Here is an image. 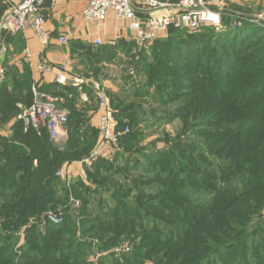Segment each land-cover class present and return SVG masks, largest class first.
<instances>
[{
  "label": "trees",
  "instance_id": "obj_1",
  "mask_svg": "<svg viewBox=\"0 0 264 264\" xmlns=\"http://www.w3.org/2000/svg\"><path fill=\"white\" fill-rule=\"evenodd\" d=\"M5 9L0 0V19ZM226 13L228 27L220 34L209 27L171 28L152 42L150 56L140 49L139 59L132 57L138 78L129 75L124 84L131 87L107 94L119 150L86 169L91 185L78 176L68 188L56 177L96 146L98 127L88 125L87 115H99L100 108L91 85H37L63 98L70 111L62 149L47 130L26 129L20 119L34 103L30 67L5 68L0 264H91L83 259L84 246L96 242L109 253L98 264H264V216L253 221L264 208V30L247 22L232 26ZM129 43L95 47L76 39L68 46L86 69L114 62L122 52L129 56L137 46ZM98 71L85 75L96 79ZM83 93L93 107H84ZM145 103L160 107L149 108L155 123H181L175 137L165 135L164 147H141ZM71 197L81 203L76 218ZM57 210L63 216L54 223L47 216ZM131 237L134 251L114 259L112 248Z\"/></svg>",
  "mask_w": 264,
  "mask_h": 264
},
{
  "label": "built area",
  "instance_id": "obj_2",
  "mask_svg": "<svg viewBox=\"0 0 264 264\" xmlns=\"http://www.w3.org/2000/svg\"><path fill=\"white\" fill-rule=\"evenodd\" d=\"M9 9L0 19V53L5 51L3 39L6 34H16L31 28L43 46L50 43V33L45 28V10L47 6L54 10L58 0H4ZM224 0H178L175 4H164L158 0H88L83 11L84 20L91 23H104L109 13H114L117 19L129 23V29L134 39L141 43L151 44L157 38L166 34L169 29L199 32L209 27L218 32L223 29ZM264 20L262 17L259 21ZM62 45H68L67 37L60 39ZM95 47L103 45L99 38L94 39ZM111 45H114L111 44ZM24 58H31L29 50H25ZM29 62V61H28ZM29 64V63H28ZM31 68V67H30ZM36 75L46 76L53 69L46 63H39L30 69ZM4 78V71H2ZM54 83L67 88L82 89L91 85L98 106L101 109L98 131L99 138L90 155L80 161L66 163L58 177L66 187L78 176L87 179L86 169L93 166L101 158H113L118 152V138L116 120L111 109L110 99L105 88L92 79L73 74L68 66L61 65L56 68ZM34 103L20 116L25 128H32L38 133L47 130L55 143H60L67 137L66 125L69 119L68 111L62 107L63 98H55L43 94L37 87L34 78L32 86ZM88 101L86 95H82ZM129 131L125 129V133Z\"/></svg>",
  "mask_w": 264,
  "mask_h": 264
},
{
  "label": "crops",
  "instance_id": "obj_3",
  "mask_svg": "<svg viewBox=\"0 0 264 264\" xmlns=\"http://www.w3.org/2000/svg\"><path fill=\"white\" fill-rule=\"evenodd\" d=\"M164 4H175L178 0H158ZM229 4V0H224V5ZM3 15L8 11L9 5ZM88 4V0H58V5L54 10L47 6L45 10V28L50 33V43L43 46L31 28L16 34H6L3 39L5 51L0 53V81L3 79L2 71L9 66H16L22 70L25 63L34 69L39 63L46 62L52 67V71L46 76L34 74L38 86H59L54 83L56 68L61 65L68 66L73 74H78L76 63L72 62V55L68 45H62L60 39L67 37L71 40H81L91 42L94 46V39H101L103 45H111L119 40L129 42L133 33L129 29V23L119 20L114 13H109L108 19L104 23H91L84 20L83 11ZM20 37V38H18ZM21 41L20 44H17ZM29 50L32 55L30 60L24 58V51ZM29 63V64H28ZM30 68V69H31ZM83 97V96H82ZM90 102L89 97L88 101ZM98 118V116H97Z\"/></svg>",
  "mask_w": 264,
  "mask_h": 264
},
{
  "label": "rangeland",
  "instance_id": "obj_4",
  "mask_svg": "<svg viewBox=\"0 0 264 264\" xmlns=\"http://www.w3.org/2000/svg\"><path fill=\"white\" fill-rule=\"evenodd\" d=\"M4 3H6V2L4 1ZM223 9H224L225 13L228 11L229 16L231 17V20H230L229 19L230 17L228 16L229 17L227 19L228 24H230L232 26H236V25H241L243 22H247L249 24H252V25L257 26V27L264 30V20L259 21V19L261 17H262V19H264V0H229V4L226 5V2H225ZM228 14L226 13L225 15L227 16ZM225 23L226 22L223 21V29H221L218 32L215 31L216 34H220L226 30V28L228 26ZM71 41H73V40H71ZM133 41H135L137 46L134 47L133 51L129 54V56L124 54V52H122L119 54L118 60L111 62V63H107L103 66H92V67H88L85 69L84 66L82 67V65L80 64V62L78 60L80 54L72 55V62L76 63V65H78V66H76L77 67L76 70L78 72H80V74L77 72L78 74H76V75H78L80 77L84 76L83 78L92 79V77L87 76L85 74L91 75L92 73H94V71H96L98 69L99 71L97 73H99V75L97 76L96 79H92V80L98 81L105 88V91L107 94H108V92H112L111 94L119 93V92L125 90V88L127 89V88L131 87L132 84L127 85V86H126V84H124L125 83L124 79H126V77H128L129 75H131V76L134 75L135 77L138 78V74L133 67L134 60H132V57H136V59L138 60L140 49H144L147 52L148 56H150V53H151L150 47L152 46V43L151 44L141 43L134 38H132L129 42L132 44ZM81 42H84V41H81ZM120 42H122V40H119L117 43L115 42L114 46L117 47ZM84 43H86V42H84ZM87 44L92 45L91 42H87ZM149 60H150V62H152V59L150 57H149ZM82 95H86V94L83 93ZM55 98H59V96H57ZM60 99H61V97H60ZM137 101H140V100H137ZM84 107L90 108V107H93V104L90 102H87V104ZM151 107L157 108V106H151V104H149V103L148 104L145 103L143 106V108L146 109V110L144 109V112H146V113H143V115H141V120H142L141 127L143 128V132H144V135L146 137V140L144 141V143L142 144L141 147H149L148 146L149 144L156 142L157 146L161 148V147L166 146L162 142V140L165 138V135L169 134L171 137H175L176 134L178 133V130L181 127V123L178 120H176L170 124H166V123L157 124V123H155V121L153 120L154 117L152 116V114L150 115L148 113L149 108H151ZM98 108H100V107H98ZM159 108H157V109H159ZM66 110L70 114V111L68 109H66ZM25 111H26V109H24L22 113H24ZM98 112H99L98 113L99 115H97V116L101 117V115H100L101 109ZM97 116H95L93 112H89V114L87 115V118H88L87 122L89 123L88 124L89 126H91V127H93L94 125L98 126L99 119L97 118ZM68 141H69V134L67 133V137H65L62 140V142L56 143V145L61 147L62 149H64V148H66ZM142 162H143V160H141V163ZM63 166L61 167V169L63 168ZM61 169H59L58 172L56 173V177L60 181H62V180L58 177V173L61 171ZM85 182L88 185H91L87 179ZM70 203H71L72 208L75 209V214H73L72 216L76 218L77 214L79 213L78 208L81 206V203L79 201L75 200L73 197H71ZM58 212L61 213V211L57 210L54 213H49V216H47V217L49 219H51L50 217L55 216V214ZM259 212L260 213L258 215L254 216L253 221H256L261 216H264V208L262 210H260ZM25 235H26V232H24L23 230H20L17 233L16 237L18 239L17 243L19 245L24 244ZM96 243H93V245L92 244L89 245V247L84 246V249L86 251V256L83 257V259L85 261H88V263H91V264H98L101 257H103V256H107V258H109V253L108 252H101L99 249H97L98 244H96ZM134 244H135V240H133L132 237H131V239L123 238L119 244H117L116 246H114L112 248L113 249L112 252L111 251L110 252L113 253V255L115 257L114 259L121 261L123 256L129 255V253H132V251H134L133 250ZM150 260L151 259H147L143 264H154V262L150 261ZM111 263H112V261H111Z\"/></svg>",
  "mask_w": 264,
  "mask_h": 264
},
{
  "label": "water",
  "instance_id": "obj_5",
  "mask_svg": "<svg viewBox=\"0 0 264 264\" xmlns=\"http://www.w3.org/2000/svg\"><path fill=\"white\" fill-rule=\"evenodd\" d=\"M55 223H58L62 219V214L60 212L56 213L55 216L50 217Z\"/></svg>",
  "mask_w": 264,
  "mask_h": 264
}]
</instances>
